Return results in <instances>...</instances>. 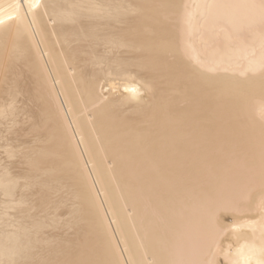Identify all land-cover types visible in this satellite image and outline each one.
Returning a JSON list of instances; mask_svg holds the SVG:
<instances>
[{"label": "bare ground", "instance_id": "6f19581e", "mask_svg": "<svg viewBox=\"0 0 264 264\" xmlns=\"http://www.w3.org/2000/svg\"><path fill=\"white\" fill-rule=\"evenodd\" d=\"M263 11L264 7L256 0H0V264H264L263 186L247 193L242 201L236 203L239 215L224 219L225 216L216 213L202 221L201 208L183 196L187 194L185 187H179L181 192V189L186 192H182L183 195L177 189L174 191L171 184L170 190L166 188V180L176 178L171 171H174V165L171 167L170 163L178 157L174 160L173 156L166 164V158L164 160L162 156L168 150L164 155L167 161L170 160L168 155L172 154L173 144L179 142V137H185V131L182 126L181 129L174 125L175 131L178 130L171 132L170 137L162 132L170 139L178 135L177 132L184 131V135L176 138L177 142L174 138H166L168 143L173 140L171 149L166 142L168 149L165 151V146L155 143L162 139L159 137L161 130L167 133L170 123L176 124L178 115L172 121V113H176L171 110L168 122L165 124L163 120L168 128L160 127L163 123L159 118L166 119V112L175 100L172 103L168 102L169 98L164 101L167 95L162 94L164 89L160 87L161 91H157L160 89L157 83L155 86L151 82L153 79L148 78L153 68V75L157 72L156 67L162 71L164 66L167 68L165 64L169 60L171 63H184V66L190 60H197L202 46H205L204 42L201 49L193 46L196 44L195 32L202 30L201 16L208 17V22L205 20L201 26L209 29L211 17L220 20L230 17L231 24L239 25L242 17L245 24L246 19L253 21L251 16ZM211 29L212 26L209 33ZM235 30L237 33L232 32L238 34L239 28ZM182 31L189 35L186 37ZM177 32L185 35L186 39L182 40L186 41L185 48H178L180 34ZM227 32L225 35L229 34ZM211 33L213 37L217 35ZM230 34L227 40L232 39ZM212 36L208 34L209 41ZM250 39L249 42L239 40L243 41L241 44L232 40L235 46L231 40H226L225 52L222 48V53L216 49L220 55L216 53L215 58L210 56L215 49L208 54L213 72L214 68L221 66L228 72L233 70L234 75L237 73L235 69L242 68L238 77L256 75L258 79L257 75L263 70L261 79L252 81L250 76L251 81L245 84V81L242 84L238 80L242 84L240 90L244 92L239 91L240 97L250 96L251 100H256L257 88L264 84V32H258ZM199 40L205 39L199 37ZM209 56L206 62L212 67ZM202 60L205 62L204 58ZM172 65L178 68L175 63ZM187 69H182L186 71L181 73L190 77L187 83L200 78L193 71L191 80L192 75ZM210 69L205 75L201 70L207 81ZM218 69L220 72V67ZM236 78L234 80L237 81ZM243 78L239 77L241 81ZM228 82L226 86L231 84L232 87L231 79ZM203 85H195L196 92L192 95L199 99L197 88L209 91L206 89L209 84L208 87ZM214 85L218 89L216 84L211 86ZM210 91L207 97L212 93ZM244 96L241 97L243 100L251 101ZM192 102L187 101L186 104L198 103ZM255 105L264 107V101ZM165 106H168L167 110ZM196 113L199 116L204 114L201 111ZM194 116L187 115L189 120ZM207 118L202 122L207 123ZM192 124L196 129V123L192 121ZM207 126L204 125L205 128ZM203 133L198 136L203 135L204 138ZM190 138L199 143V137ZM157 144H160V149ZM248 148L250 151V146ZM157 150L162 153L161 157L160 153L157 154L163 161L155 157ZM258 153L261 156L263 152ZM218 163L221 166L222 163ZM163 165L166 173L162 171ZM223 165L226 167L225 162ZM212 172L215 177V171ZM205 175L209 177L210 173ZM220 177L217 173L215 178ZM189 184L191 187L193 183ZM189 191L191 189L187 197L189 194L194 197L196 193ZM178 196L182 201L179 202ZM192 197L188 199L193 202L196 199ZM61 218L64 221H59ZM191 236L196 237V241L192 242ZM193 250H197L196 257L192 256Z\"/></svg>", "mask_w": 264, "mask_h": 264}, {"label": "rangeland", "instance_id": "374dc122", "mask_svg": "<svg viewBox=\"0 0 264 264\" xmlns=\"http://www.w3.org/2000/svg\"><path fill=\"white\" fill-rule=\"evenodd\" d=\"M257 1V4L258 3H260L261 4V6H263L264 7V3L262 2V1H264V0H256ZM260 1V2H259ZM263 3V4H262ZM256 16H257V19H258V21H257V19H256ZM251 17H254L253 18V21H249V19H246V20H248L247 22L245 21V24L244 23H242V21H244V19H240L241 21V24L239 23V25H234V24H231L232 23V21L230 20V17H229V19H228V17H222L221 18V20H220V18H217V17H214L215 19H219V21H215V19H213V17H211V19H212V21L211 20H209V23H211V25H210V28H211V26H212V29L210 30V33L208 32V30L210 29H203L202 28V26L204 25V22H205V20L206 19H208V17H203V16H201L199 19V23H200V28L202 29H199V30H201V31H198L197 33L195 32V35H197V36H195V41H196V44H194L193 43V46H196L197 45V47H199L200 49H201V45H205V46H202L203 47V49H201V51H200V56L199 57H201L202 59L204 58L205 59V62L201 59V58H197V60L195 59V62L194 61H191L190 60V62L188 63V62H186L185 63V66H186V68H185V66H184V63H178V62H174L173 61V63H171V60H169L168 58V63H166L165 65L167 66V68H165V66L163 67V71L161 70L162 68H160V69H158L157 67L155 68L156 69V71L157 72H159V73H157V75H156V73H154V75H153V73L152 72H155L154 71V68L152 69V67H151V69L153 70L152 72H150V71H148V72H150V74L151 75H147V73L145 74V75H147L148 76V78H150V79H153V81H151V82H153V84H155V86H156V83H157V87L158 88H160V87H162L164 90H162L161 91V89L162 88H160L159 90H157V89H155V90H157V91H161L162 92V94L164 93V94H167L166 95V98H165V100L164 101H167V98H169L168 99V102L170 101L171 103L172 102H174V100H175V105H176V107H175V105L173 106L172 104L169 106V104H167L166 102H164V105L166 104V105H168L169 106V109L167 110V108H168V106H165L166 108V110H167V112L166 113H168L167 114V117H166V119H164V117H162V118H159V119H161V121H162V123H163V120H164V122H165V124H166V122H168V120L170 119L169 117H170V113H172V112H170L171 110L172 111H174L176 114H174V113H172L174 116L171 118V120L172 121H175V119L176 118H178L177 119V122L175 121V123L176 124H174V122H172V123H170V127L168 128L167 126L165 127L164 126V123L160 126L161 128H168V132L166 133V132H164L165 130H159L160 132H159V135H161V136H159V137H161L162 139H158L157 140V138H158V134H157V130H158V128L159 127H157L156 128V136H157V138H156V140H157V142L155 141V143H161V145H160V147H163V146H165L164 147V150L161 148V151L163 150V151H165L166 149H168L167 147H168V145L166 144V143H168V140H171V139H173L174 138V140L177 142V140H179V142H177V144H173L174 145V148H172L171 149V146L170 145H172V142H173V140H172V142L171 141H169V147H170V149L172 150V152H171V150H170V153H172L171 155H168V156H170V157H168V158H170V160L169 161H167V157H166V155H167V152H168V150H166L165 151V153H163V156H162V158L165 160V158H166V161L164 162V163H166V164H168V162L170 163L171 162V159H172V157L174 156V160L178 157V159H176L175 161H172V163H170V165H171V167H173V165H174V171H173V169L171 170L173 173H174V175L176 176V178L172 181V177H171V181H168V180H166L167 181V184L168 185H166L167 187L166 188H168V190H170L171 188H170V184L172 185V187H175L174 188V191L177 189V192L178 193H180L181 195H183L184 193H186V192H183L184 190H186L187 191V194L186 195H183V196H185V198L188 200V201H190L189 203H193L195 206H197L198 205V207H199V209H200V211L199 212H201L200 214H202V217H201V221L202 220H206L205 219V217L206 218H211L213 215L212 214H218V215H222V216H225L226 218H224V219H227V218H230V217H232V216H235V215H239V211H238V209H237V204L236 203H238L239 201H242V199L244 198V196L247 194V193H249V192H251L252 190H254V189H257V188H259V187H262L263 186V188H264V176H263V178L261 179V177H262V175H264V107L263 106H256L255 104H258L260 101H264V98H263V96H264V84L262 85V88H263V90H262V88H260V87H258L257 89H258V93H256V96H258V97H255L256 98V100L254 99V100H251V98H250V96L248 97V96H246L247 98H249L251 101H248V100H243V98H241L242 96H244V95H242L241 97H240V93H239V91H241L240 90V87L242 86V82L243 81H245L244 82V84L246 83V82H248V81H251V78H253V80L252 81H254V80H256L257 79V77H256V75H248L249 76V78L247 77V76H244V78H243V76L241 77V75L239 76L240 78H243V80L241 81L240 79H239V77H238V72L239 71H241V69L242 68H240V69H235L234 70V72H237L236 74H234L233 75V70L232 71H227V70H223V69H221V66H218V68L220 67V70L222 71H217V69L218 68H214V72H213V66H212V64L213 63H211L210 62V56H212V58H215V55L217 56L218 54L220 55V53H218L217 51L219 50V52L221 51V53H222V50H220V48H222L223 49V52H225L224 51V48H227V46L225 45L226 44V40L228 39V38H226L233 30H234V32H236V28L238 29L239 28V30H237L238 31V34H235L234 32H232L230 35L232 36V39H230L231 40V42H232V40H235L234 41V43H236V44H238L239 42H240V44H241V42H247V40H248V42L251 40L250 39V37L252 38L253 36H254V34H256V33H258V32H264V11L262 12V13H259V14H253ZM205 18V19H204ZM259 18L261 19L262 18V20H260L259 21ZM210 19V18H209ZM225 20H226V22H225ZM228 20H230L229 22H228ZM201 21V22H200ZM207 21V20H206ZM225 23H227V24H225ZM208 22V21H207ZM215 24H214V23ZM251 22H252V24H254V25H251ZM257 22V23H256ZM201 23H202V26H201ZM206 23V22H205ZM213 23V24H212ZM236 23H238V21L236 22ZM223 26H222V25ZM229 24V25H228ZM226 25V26H225ZM228 25V26H227ZM230 25H231V27H230ZM232 25H234V29H233V26ZM241 25V26H240ZM242 25H244V26H242ZM247 25V26H246ZM199 26V25H198ZM213 26H216V28L215 27H213ZM237 26V27H236ZM249 26V27H248ZM227 27H229L231 30H229ZM245 27V28H244ZM243 28V29H242ZM216 29H218L217 30V32H216ZM233 29V30H232ZM206 30V31H205ZM227 30L229 31V34L228 35H225V34H227L228 32H227ZM205 31V32H204ZM211 31L212 32H214V33H217V35L215 34L214 35V37L212 36V33H211ZM231 31V32H230ZM200 32L202 33V34H200ZM203 32H204V34H203ZM225 32V33H224ZM227 32V33H226ZM241 33V35L244 33V35H242L243 37L240 39V33ZM178 34H180V35H178V39H179V41H178V48H180L179 46H181V48H185V43H186V41L184 40V42L182 41L183 39H186V37H187V35H189V33L186 35L183 31H182V33L183 34H185L186 35V37H185V35H183L181 32H177ZM205 33L207 34V35H205ZM218 33H219V35H218ZM224 33V34H223ZM237 33V32H236ZM254 33V34H253ZM175 34H176V32H175ZM198 34H200V35H198ZM208 34H209V36L211 37H213L212 39H210L211 41H213V42H211V41H209V37H208ZM235 34V36L236 35H239V37H238V39L237 38H235V36H233ZM184 36V38L182 37V36ZM222 35H225V37L224 38H221L222 37ZM176 36V38H177V35H175ZM203 36H205V38L203 37ZM206 36H207V38H208V43L207 42H205L206 40H207V38H206ZM231 36H229V38L231 37ZM246 36H247V38H246ZM196 37H198L197 39H196ZM199 37H201L202 39H205V40H202V41H200L199 40ZM233 37H234V39H233ZM216 38V39H215ZM225 38H226V40H225ZM243 39V41H239V40H242ZM199 40V41H198ZM230 40H227V41H229L230 42ZM236 40H238V41H236ZM176 41H177V39H176ZM202 42H204L203 44H202ZM177 43V42H176ZM182 43L184 44L183 46H182ZM197 43H199V44H197ZM206 43V44H205ZM210 44H211V46H210ZM223 44V45H222ZM177 45V44H176ZM209 45V46H208ZM226 47H225V46ZM230 45V44H229ZM232 45H234L235 46V44H233V42H232ZM223 46V47H222ZM209 48L208 49V51L206 50V48ZM214 49H215V51H214ZM216 49H217V51H216ZM202 50H204V52L202 53ZM211 50H213L214 51V53L212 52V54H210V56H209V52H211ZM182 51H184V49H182ZM206 51H207V55H206ZM216 53H218V54H216ZM213 55H214V57H213ZM208 56H209V62L211 63V66L212 67H209V63L208 62H206V59L208 58ZM207 57V58H206ZM187 61V60H186ZM189 61V60H188ZM207 61H208V59H207ZM170 62V63H169ZM194 62V63H193ZM176 64L177 65V67L178 68H176V66H174V65H172V64ZM167 64H169V66L171 67H169ZM178 64H180L181 66H179ZM194 65V66H193ZM216 65H214V67H215ZM170 69H169V68ZM181 69H180V68ZM165 68V69H164ZM173 68V69H172ZM175 68L177 69V73H175V76L173 75V73L174 72H176V70H175ZM188 68V69H187ZM201 68V69H200ZM211 68V69H210ZM182 69H187L188 71V73H190L191 75H192V72L194 71V73H196L197 74V76L198 77H200L202 80H200V81H202V82H200V81H197V80H199V79H196L197 77H196V75H195V77L196 78H194L193 79V77H194V75H192L191 76V80L193 81V85L191 84V82L192 81H190V84H191V86H190V84L189 83H187V82H189V80H190V77L188 78V77H186V75L184 76V75H182L183 74V72L185 73V71L186 70H182ZM200 69V70H199ZM208 69H210L211 71H210V74L208 73V75H210V78H208V81L206 80V78H205V76H203V75H205V74H207L206 73V71L208 72ZM216 69V70H215ZM159 70H161V71H159ZM201 70H202V74H201ZM219 70V69H218ZM229 70H231V68L229 69ZM166 71H167V75H166ZM172 71V72H171ZM178 71H181V72H179L178 73ZM204 71V72H203ZM216 71H217V73H218V75L219 76H221V77H219L218 75H216ZM223 71H224V73H223ZM263 71V70H262ZM262 71L260 72V73H262ZM162 72V73H161ZM186 72V73H187ZM228 72V74H226ZM231 72H232V74H231ZM164 73V74H163ZM182 73V74H181ZM187 73V74H188ZM205 73V74H204ZM260 73H259V75H257L258 76V79H261V78H263V75H261L260 76ZM170 74V75H169ZM212 74V75H211ZM179 75H182L184 78H182V76L180 77ZM189 75V74H188ZM214 75V76H213ZM231 75H232V77H231ZM151 76V77H150ZM179 76V78H177ZM190 76V75H189ZM229 78H228V77ZM250 76H251V78H250ZM253 76V77H252ZM259 76H260V78H259ZM153 77V78H152ZM156 77H157V79H156ZM164 79H167V81H164V83H163V78ZM185 77H186V79H185ZM237 79V81L236 80H234L235 78ZM256 77V78H255ZM220 78V79H219ZM231 79V82L234 80V83L232 82V87H231V84H230V86L228 85V86H226V83L228 82V79ZM246 78H248L247 80H246ZM158 79H161V80H158ZM163 79V80H162ZM171 79V80H170ZM217 79H218V81H217ZM257 79V80H258ZM157 80V82H155ZM174 80V81H173ZM186 80H187V82H186ZM196 80V81H195ZM211 80H213V81H211ZM215 80V81H214ZM221 80V81H220ZM238 80H239V82H241V83H239L238 82ZM161 81V82H160ZM170 81H172V83L170 82ZM207 81V82H206ZM211 81V82H210ZM220 81V82H219ZM224 81H226L225 83H223ZM167 82V83H166ZM197 82H198V84H197ZM208 82H210V83H208ZM222 82V83H221ZM170 83H171V85H170ZM196 83V84H195ZM201 83H203L206 87H210L211 85H213V84H216L217 86H218V89H216L217 87L215 86V87H213V86H211V87H213V88H206V89H208L209 91H210V89H211V91L210 92H212L208 97L206 96V95H208L209 93V91H205V90H203V89H205V88H197V89H199V90H197V93H198V96H200L199 97V99L197 98V96L195 97V96H193V95H195V93L194 92H196V91H194L195 89H196V87H195V85L197 86L198 85V87L200 86V85H203V84H201ZM219 83L221 84V86L219 85ZM228 83H230V82H228ZM160 84H163L162 86L159 85ZM172 84H175V85H172ZM207 84H209L208 86H207ZM225 84V85H224ZM238 84V85H237ZM169 85V88L167 89L166 87ZM181 85V86H180ZM204 85H203V87H204ZM166 86V87H165ZM175 86H177L176 88H175ZM184 86V87H183ZM194 86V87H193ZM154 87V86H153ZM173 87V88H172ZM181 87H183L182 89H181ZM193 87V88H192ZM222 87V88H221ZM223 87H225V88H227V89H224L223 90ZM237 87V88H236ZM239 87V88H238ZM165 88H166V90H165ZM191 88H192V90H191ZM170 89V90H169ZM181 89V90H180ZM214 89H216L215 91H216V94L214 93L215 91H213ZM235 89H237V90H235ZM257 89H256V92H257ZM261 91H260V90ZM218 90H223V91H221V93L218 91ZM226 90H229L230 92H231V97H230V93H229V91H227L226 92ZM232 90H234V91H232ZM168 91V93H166ZM192 91V92H191ZM200 91H202V92H200ZM206 93H204V92ZM263 91V92H262ZM161 92H159L160 94H161ZM200 92V93H199ZM224 92V93H223ZM226 92V93H225ZM234 94H233V93ZM242 92V91H241ZM252 92V91H251ZM197 93H196V95H197ZM223 93V94H222ZM229 93V94H228ZM243 94H244V92H242ZM246 93H247V91H246ZM248 93L252 96V94L250 93V91L248 90ZM252 93H254L255 94V92L253 91ZM193 94V95H192ZM200 94H204V96L203 97H205V98H203ZM222 94V95H221ZM225 94H227V95H225ZM233 94V95H232ZM248 94V95H249ZM221 95V96H220ZM214 96V97H213ZM216 96L218 97V99L216 98ZM164 97H165V95H164ZM202 97V99H200ZM230 97V98H229ZM233 97H234V100H232L233 99ZM245 97V96H244ZM246 97H245V99H246ZM194 98H196V100L194 99ZM208 98V99H207ZM211 98V99H210ZM216 98V99H215ZM193 99V102L191 101ZM206 99V100H205ZM253 99V98H252ZM195 100V101H194ZM198 100H200V102L198 101ZM211 100H212V102H211ZM225 100H227L226 102H225ZM236 100V101H235ZM188 101V102H192V103H197V104H199V105H201L200 107L196 104V105H194V104H192V105H190V106H188L189 104H186V102ZM197 101V102H196ZM202 101H204V102H202ZM214 101V102H213ZM248 101V102H247ZM253 101H254V103H253ZM177 102L179 103L178 105H177ZM184 102V103H183ZM209 102H211V105L210 106H208V104H209ZM220 102V103H219ZM224 102V103H223ZM228 102V103H227ZM245 102V103H244ZM247 102V103H246ZM214 103H215V106H214ZM217 103H218V105H219V107L217 108ZM225 103H226V105H225ZM191 104V103H190ZM202 104H203V107H209V109L210 110H207L208 108H204L203 110H201L203 107H202ZM214 107H213V106ZM217 105V106H216ZM177 106H179V107H177ZM164 107V106H163ZM213 107V108H212ZM215 107H216V109H215ZM246 107V108H245ZM259 107V108H258ZM262 107V108H261ZM174 108H175V110H174ZM244 108V109H243ZM164 109V108H163ZM213 109V110H212ZM250 109V110H249ZM202 112V114L204 113L205 114V112H206V114L204 115H201V116H199V113H196V112H200V111ZM253 110V111H252ZM163 111V110H162ZM162 111L161 112H159L158 114H159V116L161 117V113H162ZM204 111V112H203ZM209 111H211V112H209ZM252 111V112H251ZM165 112V111H164ZM178 113V114H177ZM184 114V119L182 118L183 117V115L182 114ZM195 113V114H194ZM211 113H213L212 115H210ZM247 113H250V115L248 114L247 115ZM258 113V114H257ZM181 114V115H180ZM189 114L190 116H191V118H192V116L193 115H195L194 117H193V119H188V117H187V115ZM201 114V113H200ZM164 116H166V114H163ZM176 115H178V117H176L175 119H174V117L176 116ZM181 117V119H180V117ZM197 116V117H196ZM205 118H204V117ZM208 118H207V117ZM211 118H210V117ZM198 117H199V120H198ZM202 118V119H201ZM208 119L207 120V123L209 124V126H207V123H205V122H202V120H204L205 121V119ZM214 118V120H212ZM215 118H218V119H215ZM254 118H255V120H254ZM159 119H158V121H159ZM168 119V120H167ZM251 119V120H250ZM183 120V121H182ZM245 120V121H244ZM178 121H181V122H184V123H181V122H179L178 123ZM192 121H193V123L195 124L196 123V129H193L192 128V126H195V125H193L192 124ZM196 121V122H195ZM199 121V122H198ZM210 122V123H209ZM213 122H214V124H213ZM215 122H218V123H216L215 124ZM181 123V124H180ZM203 124V125H201V124ZM168 124V123H167ZM180 124V125H179ZM183 124H185V125H183ZM210 124H211V126H210ZM174 125L177 127V128H179L178 126H180V128H181V126L184 128V131H185V137H186V139H184L185 137L183 136L182 138L181 137H179L178 138V135H181V134H183L184 133V131L182 132V130L181 131H179V132H177V134L178 135H175V134H172V135H175V137L174 136H172L173 138H168V137H170L171 136V132H174L175 131V127H174ZM187 125H188V127H187ZM197 125H198V127H197ZM204 125H206L207 127L205 128L204 127ZM255 125H256V127H255ZM169 126V125H168ZM172 126H173V128H174V130H173V128H172ZM186 126V127H185ZM212 126H213V128H212ZM204 127V128H203ZM171 128H172V130H171ZM203 128V129H202ZM212 130H210V129ZM236 128V129H235ZM262 128V129H261ZM182 129V128H181ZM193 129V130H192ZM205 129V130H204ZM171 130V131H170ZM178 129H176V131H177ZM189 130V133L187 132V131ZM195 130V131H194ZM197 130V131H196ZM175 131V132H176ZM192 131H193V135H192ZM207 131H209V132H207ZM164 133V135H167V136H164L163 135V133ZM200 132H204L203 134H204V138H202V136H198V134L200 133ZM166 133V134H165ZM187 133V134H186ZM206 134V135H205ZM228 134V135H227ZM238 134L240 135V136H238ZM256 134V135H255ZM184 135V134H183ZM189 135H190V137H194V138H196V139H198L197 137H199L200 139H198L197 141H199V143L198 142H195L194 141V139H191L190 137H189ZM195 135H197V137L195 136ZM209 135V136H208ZM155 136V137H156ZM182 136V135H181ZM215 136V137H214ZM224 136H226L227 137V139H228V141H227V139L224 137ZM230 136V137H229ZM207 137V138H206ZM208 137H210V138H208ZM232 137H233V139H232ZM163 138L165 139L164 140V142H163ZM166 138L168 139V140H166ZM176 138H178L177 140H176ZM182 139V141H181V139ZM205 138L207 139V140H205ZM215 138V140H213ZM225 140H224V139ZM248 138V139H247ZM230 139V140H229ZM251 139V140H250ZM204 140V141H203ZM208 140H210V141H208ZM240 140V141H239ZM175 141H174V143H175ZM181 141V142H180ZM206 141H208V143L209 144H207V142ZM225 141H227V142H225ZM243 141V142H242ZM26 142V141H25ZM166 142V143H165ZM183 142H186L185 144L183 143ZM187 142H189L188 143V145H186L187 144ZM190 142H192V143H190ZM212 144H211V143ZM223 142V143H222ZM227 143L226 145H225V143ZM24 143V142H23ZM150 143V142H149ZM152 143V142H151ZM179 143V144H178ZM203 143H204V145H203ZM235 143V144H234ZM240 143V144H239ZM21 144H22V141H21ZM162 144H164V145H162ZM189 144H190V146H189ZM191 144H195V146L193 145L192 147H191ZM223 144V145H222ZM23 145V144H22ZM153 145V144H152ZM151 145V146H152ZM155 145V144H154ZM158 145V144H157ZM159 145H158V148L160 149V147H159ZM167 145V146H166ZM177 145V146H176ZM182 145H183V147H182ZM222 145V146H221ZM225 145V146H224ZM244 145V146H243ZM246 145H247V147H246ZM256 145V146H255ZM175 146L176 147H178V150H177V152H176V149H175ZM187 147V148H185V147ZM203 146V147H202ZM208 148H207V147ZM250 146V151H249V147ZM154 147V146H153ZM155 147H156V145H155ZM182 147V148H181ZM214 147H215V149H214ZM219 147H220V149H219ZM226 147V148H225ZM194 148V150H192ZM206 148V149H205ZM189 149H190V151H189ZM209 149H210V151H213V153H211L210 151H209ZM213 149V150H212ZM235 149V150H234ZM253 149V150H252ZM261 149V150H260ZM154 150V149H153ZM173 150H174V152H173ZM192 150V151H191ZM208 150V151H207ZM232 150V151H231ZM158 151V150H157ZM154 152L155 154L154 155H156L157 153L159 154V156L161 157V152L160 151H158V152ZM179 151V152H178ZM194 151H195V154H193L194 153ZM198 151V152H197ZM253 151V152H252ZM261 151L263 152V153H261ZM190 152V153H189ZM208 152V153H207ZM216 152H218L219 153V155H218V153H217V156L216 155H214V154H216ZM226 152V153H225ZM258 152H260L262 155L260 156V154L258 153ZM189 153V154H188ZM202 153H204V155L202 154ZM206 153V154H205ZM228 153V154H227ZM158 154H157V156H155L157 159L159 158V160H161V161H163V159H160V157H158ZM164 154H166V155H164ZM180 155V156H178V155ZM212 154H213V156H212ZM220 154H221V156H220ZM226 154V156H224ZM232 154H233V156H232ZM187 155H188V157H187ZM196 155V156H195ZM199 155V156H198ZM203 156H206V157H203ZM220 156V157H219ZM224 156V157H223ZM234 156H236L235 158H234ZM255 156H257V157H255ZM190 157H191V160H189L190 159ZM208 157V158H207ZM230 158L229 160L227 159V158ZM261 157V158H260ZM181 158V159H180ZM193 158V159H192ZM201 158V159H200ZM203 158V159H202ZM210 158H212V159H210ZM258 158V159H257ZM187 159H188V161H189V163L187 162ZM197 159V160H196ZM219 159V160H218ZM227 159V160H226ZM261 159V160H260ZM180 162H179V161ZM202 160V161H201ZM216 160V161H215ZM247 160H249V161H252V163L251 162H249V161H247ZM183 163H182V162ZM218 161H220V163H222L221 164V166H220V164L218 163ZM225 162V164H226V167H225V165H223V163ZM246 161V162H245ZM179 162V163H178ZM185 162H186V164H185ZM249 162V163H248ZM163 163V162H162ZM163 163V164H164ZM176 163V164H175ZM193 163V164H192ZM209 165H208V164ZM212 163V164H211ZM215 163V164H214ZM246 163V164H245ZM173 164V165H172ZM184 164V165H183ZM192 164V165H191ZM217 164H219V166H217ZM241 164V165H240ZM245 164V165H244ZM179 165H181V166H179ZM199 167V169H198V167ZM212 165V166H211ZM214 165H216V166H214ZM164 167H165V165H163V169H164ZM185 167H186V170H188V173H187V171L185 170ZM191 167H193V168H191ZM211 169H210V168ZM213 167H214V169H213ZM167 168H168V166H167ZM170 168V167H169ZM254 168V169H253ZM162 169V171L164 172V173H166V171H165V169L163 170ZM175 169L177 170V171H175ZM182 169V170H181ZM192 169H193V171H192ZM181 172V174H180V172ZM198 170V171H197ZM206 170H208V172L210 173V175H209V177H208V175H205V174H208V172L206 171ZM210 170V171H209ZM212 170L213 171H215V173H216V175H217V173L219 174L220 173V175H221V177L220 178H217V180H216V175H215V173H214V175H215V177L213 176V172H212ZM186 171V172H185ZM190 171V172H189ZM204 171V172H203ZM230 171V172H229ZM175 172L177 173V174H175ZM201 172V174L199 175V173ZM245 172V173H244ZM167 173H168V171H167ZM172 173V174H173ZM182 173H183V176H182ZM186 173V174H185ZM205 173V174H204ZM259 173V174H258ZM170 174V173H169ZM244 174V175H243ZM181 175V176H180ZM203 175V176H202ZM173 176V175H172ZM185 176V177H184ZM192 176H193V178H192ZM206 176V177H205ZM230 176V177H229ZM178 177H181V179H179V181H178ZM202 177V178H201ZM213 177V178H212ZM219 177V176H218ZM225 177V178H224ZM242 177V178H241ZM199 178V179H198ZM209 178V179H208ZM213 179V180H210V179ZM33 178H31V180H32ZM30 180V179H29ZM175 180L177 181V183H179V184H177V183H175ZM182 180H184L183 181V183H182ZM225 180V181H224ZM250 180V181H249ZM203 181V182H202ZM234 181H236V182H234ZM248 181V182H247ZM168 182H170V183H168ZM174 182V183H173ZM28 183V182H27ZM173 183V184H172ZM185 183V185L183 186V184ZM186 183H187V185H186ZM189 183H193L192 185H191V187H190V184ZM247 183V184H246ZM181 184V186H178V185H180ZM188 184H189V186H188ZM196 184V185H195ZM174 185V186H173ZM188 186V187H187ZM198 186V187H197ZM179 187L180 188H183V187H185V189L183 190V189H181L182 190V192H183V194H182V192L180 191V189H179ZM200 188V189H199ZM219 188H221L222 189V191H221V189L219 190ZM25 189H26V187H25ZM27 189H28V191L27 192H29V188L27 187ZM26 189V190H27ZM191 189V191H189V193L190 192H192V193H196L195 195H193L194 197H192V195H190L189 194V196L188 197H192V198H194V199H196L195 201L193 200V202L191 201V198H190V200L188 199V197H187V195H188V190H190ZM213 189H215V191L213 190ZM22 190H24V188L22 189ZM26 190H25V192H26ZM194 191V192H193ZM200 191H201V193H200ZM206 191V192H205ZM215 193H214V192ZM225 191V192H224ZM211 192V193H210ZM219 192H220V194H219ZM205 193H207V194H205ZM210 193V194H209ZM222 193V194H221ZM229 193V194H228ZM198 194L200 195L199 197H198ZM211 194L213 195V196H211ZM225 194V195H224ZM203 195V196H202ZM209 196V197H204V196ZM195 197H198V198H195ZM178 199H179V196L177 197ZM176 198V199H177ZM181 198V197H180ZM184 198V197H183ZM204 198V199H203ZM180 201H182V199L180 200L179 199V202ZM196 201H197V203H196ZM226 201V202H225ZM177 202V201H176ZM179 202H177L178 204H179ZM186 202V201H185ZM202 202V203H201ZM216 203V204H215ZM229 205H228V204ZM181 204V203H180ZM188 204V203H187ZM192 204V205H193ZM202 205V207H201V205ZM212 204V205H211ZM200 205V206H199ZM197 208V207H196ZM207 208V209H206ZM219 208V209H218ZM221 208V209H220ZM202 210H204V211H202ZM218 210V211H217ZM224 210V211H223ZM231 210V211H230ZM222 212V213H221ZM227 213V214H226ZM216 214V215H217ZM70 215V217L72 216L71 214H69ZM229 216V217H228ZM64 218V220H66L67 219V217H63ZM63 219L61 218L59 221H62ZM63 220V221H64ZM226 221V220H225ZM228 222V221H227ZM190 238V240H192V242H194V240L196 241V237H193L192 238V236L191 237H189ZM192 253H194V254H192V256H194V257H196L197 256V250H193L192 251Z\"/></svg>", "mask_w": 264, "mask_h": 264}]
</instances>
